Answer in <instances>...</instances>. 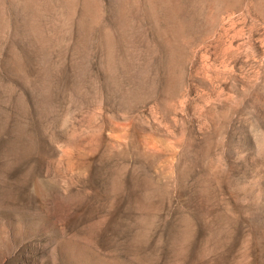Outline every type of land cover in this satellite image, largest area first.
<instances>
[{
    "label": "rangeland",
    "instance_id": "rangeland-1",
    "mask_svg": "<svg viewBox=\"0 0 264 264\" xmlns=\"http://www.w3.org/2000/svg\"><path fill=\"white\" fill-rule=\"evenodd\" d=\"M122 2L0 0V264H264V0Z\"/></svg>",
    "mask_w": 264,
    "mask_h": 264
},
{
    "label": "bare ground",
    "instance_id": "bare-ground-1",
    "mask_svg": "<svg viewBox=\"0 0 264 264\" xmlns=\"http://www.w3.org/2000/svg\"><path fill=\"white\" fill-rule=\"evenodd\" d=\"M69 1L70 0H66V3L65 4H69ZM73 1V0H72ZM115 2H116V4H117V7L116 8H118V17L119 18H123V15H122V10H123V8L122 7H124L123 5V0H114ZM76 2V1H75ZM64 4V3H63ZM67 4V5H68ZM86 5H87V3H85ZM67 5H64V6H67ZM83 5V4H82ZM73 5L72 4H70V7H68V9L69 10H67V17L69 18V19H71V22H72V19H74L73 17H74V14H73V8H74V6L72 7ZM75 7H77V6H75ZM64 8V7H63ZM65 8H67V7H65ZM87 8V7H86ZM88 9V8H87ZM77 9L75 8V11H76ZM62 11V10H61ZM63 12H64V9H63ZM93 12V11H92ZM88 13V12H87ZM64 15V14H63ZM76 15V14H75ZM86 15V14H85ZM96 15V14H95ZM32 16V15H31ZM34 16V15H33ZM32 16V17H33ZM83 16V15H82ZM79 17V16H78ZM34 18V17H33ZM88 18V17H87ZM96 18V17H95ZM121 18V19H122ZM31 19V18H30ZM30 19H28V21H30ZM57 19V18H56ZM85 19V18H84ZM35 20V19H34ZM75 20V19H74ZM81 20V22H78V31H79V35H78V33H77V36H78V40H79V46H78V49H77V51H78V53H80V56H83L82 57V62H81V64H80V66H79V70L78 71H80V72H82V69L85 67V62H86V59H87V54H88V52H89V42H88V35H89V27H88V24L85 22V20H87V19H85V20H83L82 21V18L80 19ZM33 21V20H32ZM59 21V20H58ZM68 21V20H67ZM66 21V22H67ZM25 22V21H24ZM90 23V22H89ZM93 23V22H92ZM91 23V24H92ZM123 30H124V36H126L127 38H129V36L131 35V33H130V30H127V28L126 27H124L123 28ZM41 32V31H40ZM38 34H43L42 32L41 33H38ZM71 34V33H70ZM73 34V33H72ZM41 36L42 35H40V38H41ZM45 36V35H44ZM44 36H42V38L44 37ZM76 37V36H75ZM42 38H41V40H39V41H42ZM77 39V38H76ZM77 40V41H78ZM126 41V40H125ZM129 40H127V42H128ZM133 44V43H132ZM75 46H76V44H75ZM76 49V48H75ZM89 57V56H88ZM78 63V62H77ZM79 65V64H78ZM78 67L76 66V69H77ZM75 69V70H76ZM77 71V70H76ZM141 73V72H140ZM83 75V74H82ZM139 76V75H138ZM142 76V75H141ZM140 76V77H141ZM78 78V77H77ZM134 78V77H133ZM79 79V78H78ZM77 79V80H78ZM83 80V79H82ZM133 81V80H132ZM44 82V81H43ZM138 83H139V77H138V79H136V82H135V84L136 85H138ZM79 84H81V83H79ZM134 84V85H135ZM45 85V84H44ZM133 85V86H134ZM136 85H135V87H136ZM82 86V85H81ZM139 86V85H138ZM77 87H80V86H77ZM134 88V87H133ZM24 101V100H23ZM46 101V100H45ZM48 102V101H47ZM20 103V102H19ZM21 103H22V101H21ZM47 104V103H46ZM23 105V104H22Z\"/></svg>",
    "mask_w": 264,
    "mask_h": 264
}]
</instances>
